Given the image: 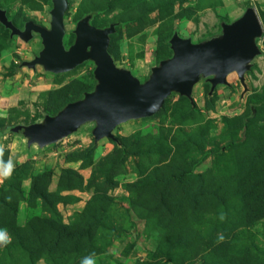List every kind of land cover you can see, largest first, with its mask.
<instances>
[{
    "label": "rangeland",
    "instance_id": "1",
    "mask_svg": "<svg viewBox=\"0 0 264 264\" xmlns=\"http://www.w3.org/2000/svg\"><path fill=\"white\" fill-rule=\"evenodd\" d=\"M63 45L90 15L97 29L116 24L108 53L141 84L172 56L174 33L202 43L246 8L259 18V50L244 74L213 90L200 76L191 97L172 92L151 117L117 125L94 141L86 122L55 144L26 146L0 137V264H264V0H67ZM20 30L49 28L52 0H0ZM42 49L0 25V80ZM27 70L26 67H22ZM36 69L43 70L41 66ZM95 65L63 74L38 103L13 107L6 126L41 123L94 90ZM29 104V103H28ZM11 161L10 176L3 166Z\"/></svg>",
    "mask_w": 264,
    "mask_h": 264
},
{
    "label": "water",
    "instance_id": "2",
    "mask_svg": "<svg viewBox=\"0 0 264 264\" xmlns=\"http://www.w3.org/2000/svg\"><path fill=\"white\" fill-rule=\"evenodd\" d=\"M67 10V0H52L48 29L29 21L20 30L0 9V24L10 31L11 38L28 43L37 34L41 40V51L32 60L21 62L20 68L41 66L45 72L63 74L86 61L95 65L97 84L92 92L67 104L56 115L45 116L41 123L15 125L4 131L20 133L28 146L55 144L86 122H95V142L112 139L117 125L153 116L172 92L190 98L201 75L210 77L213 90L228 84L227 77L235 73L245 88L244 74L259 53L255 39L262 35V28L255 10L249 7L235 21L221 24V35L208 41L193 43L174 33L169 41L172 56L153 67L148 80L141 84L129 71L117 68L108 53L116 24L97 29L89 24L91 16L87 15L77 22L74 43L66 49L63 37Z\"/></svg>",
    "mask_w": 264,
    "mask_h": 264
},
{
    "label": "crops",
    "instance_id": "3",
    "mask_svg": "<svg viewBox=\"0 0 264 264\" xmlns=\"http://www.w3.org/2000/svg\"><path fill=\"white\" fill-rule=\"evenodd\" d=\"M51 76L44 70L18 68L17 72L11 77L1 78L0 80V119L8 115L13 107L32 106L38 103L40 97L53 87ZM29 103V104H28ZM10 126V125H9ZM8 127V126H6ZM5 135L0 136L4 137ZM14 134V133H13ZM20 134V133H17ZM23 137V136H22ZM26 146L27 141L25 139Z\"/></svg>",
    "mask_w": 264,
    "mask_h": 264
},
{
    "label": "clouds",
    "instance_id": "4",
    "mask_svg": "<svg viewBox=\"0 0 264 264\" xmlns=\"http://www.w3.org/2000/svg\"><path fill=\"white\" fill-rule=\"evenodd\" d=\"M3 154V146L0 145V156ZM2 163V161H0ZM3 176L7 178L10 176L13 165L11 161H9L6 165L3 166ZM11 243V237L8 235L6 230H0V245H7ZM81 264H96L95 254H92L88 257H85L81 260Z\"/></svg>",
    "mask_w": 264,
    "mask_h": 264
},
{
    "label": "trees",
    "instance_id": "5",
    "mask_svg": "<svg viewBox=\"0 0 264 264\" xmlns=\"http://www.w3.org/2000/svg\"><path fill=\"white\" fill-rule=\"evenodd\" d=\"M1 25V24H0ZM14 25V24H13ZM15 26V25H14ZM3 27V26H2ZM16 27V26H15ZM5 30H7L5 27H3ZM9 31V30H7ZM10 32V31H9ZM20 67V66H19ZM8 127H11V126H8ZM8 127H5L3 130H0V136H3L5 135L4 131L8 128Z\"/></svg>",
    "mask_w": 264,
    "mask_h": 264
}]
</instances>
